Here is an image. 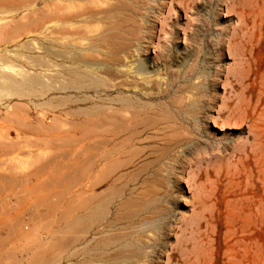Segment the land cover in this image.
Here are the masks:
<instances>
[{"label": "rangeland", "instance_id": "obj_1", "mask_svg": "<svg viewBox=\"0 0 264 264\" xmlns=\"http://www.w3.org/2000/svg\"><path fill=\"white\" fill-rule=\"evenodd\" d=\"M0 264H264V0H0Z\"/></svg>", "mask_w": 264, "mask_h": 264}, {"label": "bare ground", "instance_id": "obj_2", "mask_svg": "<svg viewBox=\"0 0 264 264\" xmlns=\"http://www.w3.org/2000/svg\"><path fill=\"white\" fill-rule=\"evenodd\" d=\"M236 1V0H235ZM243 1V0H242ZM241 4V3H240ZM244 5V4H243ZM251 5V4H250ZM252 11H253V9H252ZM244 13V12H243ZM252 15V14H251ZM244 17V16H243ZM248 23V22H247ZM130 32H131V30H130ZM131 33H133V30H132V32ZM123 34H124V32H123ZM125 35H126V33H125ZM113 36V35H112ZM116 37V36H115ZM240 78V77H239Z\"/></svg>", "mask_w": 264, "mask_h": 264}]
</instances>
